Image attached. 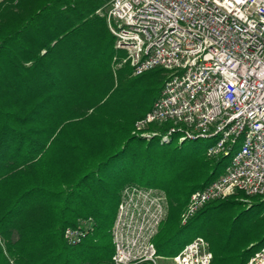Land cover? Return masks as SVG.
Here are the masks:
<instances>
[{
    "label": "trees",
    "instance_id": "obj_1",
    "mask_svg": "<svg viewBox=\"0 0 264 264\" xmlns=\"http://www.w3.org/2000/svg\"><path fill=\"white\" fill-rule=\"evenodd\" d=\"M110 1L0 2V264H109L129 186L166 198L160 258L203 238L212 264H248L264 247V200L238 193L181 224L191 196L224 175L231 157H210L214 141L201 149L206 140L180 143V134L162 143L171 124L151 127L161 134L151 139L134 133L168 72L145 83L160 87L148 106L125 75L116 82L125 66L116 70V38L98 14ZM69 228L88 235L70 246Z\"/></svg>",
    "mask_w": 264,
    "mask_h": 264
},
{
    "label": "built area",
    "instance_id": "obj_2",
    "mask_svg": "<svg viewBox=\"0 0 264 264\" xmlns=\"http://www.w3.org/2000/svg\"><path fill=\"white\" fill-rule=\"evenodd\" d=\"M98 14L107 17L116 49L125 53L116 59L119 68L129 65L136 77L156 69L169 74L134 133L151 139L161 136L151 127L171 124L162 143L180 134V143L214 141L210 157H231L224 175L191 196L182 225L209 203L238 193L264 200V0H111ZM166 214L164 196L126 187L111 230L109 264H159L154 240ZM87 235L69 228L65 240L77 246ZM172 262L212 264L213 254L197 238ZM248 264H264V247Z\"/></svg>",
    "mask_w": 264,
    "mask_h": 264
},
{
    "label": "rangeland",
    "instance_id": "obj_3",
    "mask_svg": "<svg viewBox=\"0 0 264 264\" xmlns=\"http://www.w3.org/2000/svg\"><path fill=\"white\" fill-rule=\"evenodd\" d=\"M1 1H3V0H0V2ZM118 54L120 56L119 51H118ZM117 58H118V56H117ZM121 68L118 67V63H117L116 70H120ZM114 73L116 74V82H118V75H125L124 76L126 79L125 81L129 82L128 83L129 85L132 86V83H135V87H134L135 89H133L131 91L132 92L134 91V93L137 95L135 97V101L137 100L138 103L144 104L143 106H148L149 102L151 100H154L156 92L160 88L155 83L151 84V85H145V83L148 80H152L154 78V75H162V72L160 69H156V70H153V71H151L145 75L136 77V76H133V71H132L131 67H129L128 65H125L124 72L118 73L117 71L114 70ZM132 88H133V86H132ZM210 142L211 141H208V140L203 141L200 145H198V147H200L201 149H206L207 146H209ZM242 144H243V139H240L238 145L235 148V151H234L235 153H238L241 150ZM182 214H183V212H182ZM180 222H181V219H180ZM181 224H182V222H181ZM184 234H187V231ZM159 264H173V262H172V260L161 258L159 260Z\"/></svg>",
    "mask_w": 264,
    "mask_h": 264
},
{
    "label": "crops",
    "instance_id": "obj_4",
    "mask_svg": "<svg viewBox=\"0 0 264 264\" xmlns=\"http://www.w3.org/2000/svg\"><path fill=\"white\" fill-rule=\"evenodd\" d=\"M119 52H120V51H119ZM122 53H124V52H122ZM116 57H117V56H116ZM118 57H119V59H123V58L125 57V53H124V55L121 56V57L118 55Z\"/></svg>",
    "mask_w": 264,
    "mask_h": 264
}]
</instances>
